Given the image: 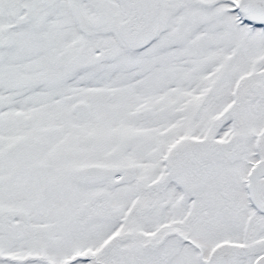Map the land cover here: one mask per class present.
Here are the masks:
<instances>
[{
  "label": "snow or ice",
  "instance_id": "6c2138e0",
  "mask_svg": "<svg viewBox=\"0 0 264 264\" xmlns=\"http://www.w3.org/2000/svg\"><path fill=\"white\" fill-rule=\"evenodd\" d=\"M0 264H264V0H0Z\"/></svg>",
  "mask_w": 264,
  "mask_h": 264
}]
</instances>
